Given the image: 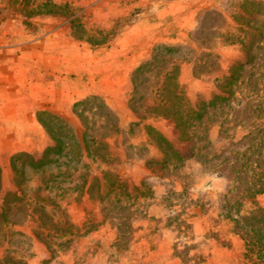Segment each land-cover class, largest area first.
I'll return each mask as SVG.
<instances>
[{"label": "rangeland", "instance_id": "1", "mask_svg": "<svg viewBox=\"0 0 264 264\" xmlns=\"http://www.w3.org/2000/svg\"><path fill=\"white\" fill-rule=\"evenodd\" d=\"M139 1L0 0L4 186L9 187L12 155L26 151L40 157L53 143L39 113L59 115L81 130L74 109L86 97L95 95L103 102L96 111L88 110L87 116L95 121L90 130L108 145L110 154L107 162L78 165L74 173L68 165L52 164L48 172L61 183H54L50 191L39 190L37 180L32 183L36 193L30 197H50L52 204L44 203L46 212L53 221L72 223L78 230L75 234L59 237L46 224L39 235L33 221L37 214L26 216L23 210L11 216L16 224L6 226L7 235H0V257L9 253L26 264H264V257H247L245 240L226 216L224 199L237 175L234 169L258 159L249 153L252 149L241 153L259 136L251 124L255 103L245 95L254 87L251 82L258 67L264 71V0H201L203 7L182 39L176 17L151 15L134 20L143 7L169 0ZM241 1L248 2L245 8L240 7ZM151 24H156L155 29ZM143 28L148 38L142 42L136 34ZM125 30L134 39H124ZM243 35L247 43L253 37L250 51L257 57L254 65L243 66L245 84L236 83L233 89L242 104L230 103L233 110L228 115L217 107L207 109L199 128L187 127L193 139L180 140L162 111L147 108L155 98L154 85L144 81L134 89L133 70L154 55L155 63L164 61V69L177 67L182 97L194 106L209 101L217 81L235 61H244L246 43L241 47L237 38ZM164 47L170 48L166 54ZM41 51L47 55V65L39 56ZM147 52L148 57L135 65ZM131 65L133 69L126 70ZM261 83L256 88L264 99L263 79ZM97 102L93 100L91 108ZM166 105L176 116L178 104L172 92ZM98 112L104 119L95 117ZM259 114L264 118V110ZM160 139L171 143L180 156ZM66 169L71 176L58 174ZM106 170L117 175L123 186L103 200L97 189L90 197L83 179L101 176ZM255 177L250 172L240 174L242 180ZM258 206L264 209V191L242 199L231 216L241 217Z\"/></svg>", "mask_w": 264, "mask_h": 264}, {"label": "trees", "instance_id": "2", "mask_svg": "<svg viewBox=\"0 0 264 264\" xmlns=\"http://www.w3.org/2000/svg\"><path fill=\"white\" fill-rule=\"evenodd\" d=\"M241 2L242 3L239 4L240 7L245 8L248 2ZM251 37V35H248V38ZM237 38H240L239 41L242 42L241 47L244 41L246 43L244 61H235L231 65L228 74L217 81L215 94L209 101H200L194 106H190L189 103L187 105L182 97V90L179 89L176 81L177 67L164 69V61L155 63L154 55L152 60L141 63L133 70L132 79L134 89L144 81H146L148 85H154L155 88L153 92L155 98L147 108L156 110L157 112L162 111V113H164L163 116H167L173 122L177 138L180 140L188 141L189 139H193L195 135L192 134L187 127L191 128L196 126L199 128L207 117V109L217 107L219 110H224V114L228 115L229 112L233 110L230 103L242 104L241 101H237L234 97L237 91L234 92L233 89L236 83L245 84L244 77H242V72L244 71L243 66L248 64L251 66L254 65L257 56L255 57L252 48L250 51V47H252L251 39H253V37L248 43L245 40V35ZM260 45L261 43L257 44L259 48ZM163 49L165 50L164 54L170 51L168 47H164ZM164 54L162 57L165 56ZM258 69L259 70H257L251 82V86L254 87L247 93L249 95H245V99L255 103L253 109L250 111L256 113L251 124L252 126L254 124L253 128H255L256 133H259V136L256 141H254L253 145H249L241 153V155H245V153H248V150L252 149L249 153L252 152L258 159L241 163L239 169H234L237 175L233 178L229 191L224 195L225 207L227 210L226 216L233 221L235 229L239 230L238 234L243 236L246 244L247 257L251 256V258L253 256L258 258L264 257V242L262 241L264 240V209L258 206L248 214H244L237 218L232 217L231 214L233 215L234 212L237 211L242 199L255 197L264 191V118L259 114L261 110H264V99L262 95H259L262 91L258 92V88H256L261 86V80H264L262 73L264 71L259 67ZM150 71L153 75H151ZM246 88H248V86ZM170 92L173 93L174 99L177 100L178 107L175 110L177 112L176 116L168 109V105H166ZM93 100H98L99 102H97L95 107L91 108ZM102 105L103 102L101 99L95 95L86 97L75 103L74 114L79 122L81 130H75L59 115L45 111L39 113V115L45 114V118L40 115L39 121L45 127L53 143L43 150L40 157H35L33 154L26 151H20L12 155L10 159L11 177L8 188L4 186L3 174L0 168L1 237L4 238L7 235L6 226L9 227V225L16 224L15 221L11 219V216L23 210H25L24 213L26 216L37 214L33 221L36 223L35 229L39 235L40 230H42L46 224L47 228L49 226L53 228L55 232H58L60 234H58L59 237L69 238L78 231L76 227L67 220L63 222L57 220L53 221L48 212H46V204H44L46 201L47 205L52 204L49 203L52 202V199L47 196L40 197L38 195L31 198V193H36L32 183L37 180L39 190H46L49 188L47 189L49 191L51 188L50 186H53L54 183H61L60 180L57 181L53 179V173L48 172L52 164L55 167L68 165L70 169H73L72 173H74L78 171V165L85 168L87 166L85 163H94L96 161L107 162L110 155L108 145L102 139L95 136L94 132L90 130L92 127L93 129L95 128V121L92 123L89 116H87L88 110L92 109L96 111L99 109V106ZM247 106L248 104H245L243 109H247ZM77 107L80 108L78 109ZM158 108L162 110H158ZM96 116L103 118L99 112L97 115L95 114V117ZM108 116H110V114L106 112V117ZM104 123L105 122H102L100 125L102 126ZM111 126L117 128L118 124L112 123ZM150 129L152 128H149V130ZM248 134L250 135V132L244 135L243 138ZM158 141L162 142L167 148L172 149L176 157L180 156L178 150L173 149L171 143L162 139ZM245 160H247V158H245ZM65 172H67V169L58 171V174L62 175V173ZM248 172L256 176L255 179L251 181L240 179V174ZM71 175V173L67 172V176ZM82 184L86 185L85 191L90 197L94 196L96 193L95 190L97 189L99 200H103L108 192L115 191L116 189L120 190L123 186L121 179L108 170L101 172V176H93L89 180L83 179ZM259 227H261L260 235ZM13 233L15 232L11 231V234ZM47 235H49V232H47ZM0 264H26V262L20 257L17 258L15 255L6 253L4 256L0 257Z\"/></svg>", "mask_w": 264, "mask_h": 264}, {"label": "crops", "instance_id": "3", "mask_svg": "<svg viewBox=\"0 0 264 264\" xmlns=\"http://www.w3.org/2000/svg\"><path fill=\"white\" fill-rule=\"evenodd\" d=\"M139 2H141V4H147L149 1L147 0V2H144V0H140ZM202 7L203 4L201 3V0H169L165 2L164 5H160V4L157 5L156 2H153V6H150L148 8L143 7V9L135 15L136 17L134 20L136 21L144 20L151 15L155 16V18L156 16H163V15L176 17L175 26L178 27L177 31L181 34V39H182V37L187 36L188 32L192 28V25L195 21L198 12L201 10ZM109 10H111V8H109ZM155 26L156 24H151V28L155 29ZM146 29L147 28H143L139 34H136L138 38L142 39L141 40L142 42L143 40H146L148 38V36L143 34V32H145ZM123 35H124V39H131V40L134 39L133 35L129 33V30H125ZM166 39L168 38H165L164 40ZM181 39L177 38L176 40L178 42H182ZM173 40L174 38H171V41ZM143 46H145L144 43L141 44V47ZM39 56L43 57V61L47 65V55H45V52L41 51V53H39ZM147 57H148V52L143 54V57L142 55L139 56V58H137V62L135 63V65H137L139 61ZM133 67L134 65H131V67H127L126 70L131 71ZM44 70L47 71L46 68ZM42 86L44 88L47 87L46 80H43Z\"/></svg>", "mask_w": 264, "mask_h": 264}]
</instances>
